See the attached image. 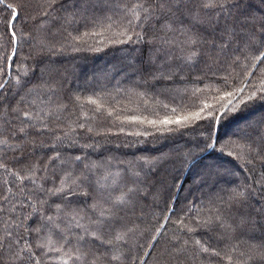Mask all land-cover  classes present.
Wrapping results in <instances>:
<instances>
[{"label": "snow or ice", "instance_id": "1", "mask_svg": "<svg viewBox=\"0 0 264 264\" xmlns=\"http://www.w3.org/2000/svg\"><path fill=\"white\" fill-rule=\"evenodd\" d=\"M118 45L148 48L129 64L154 83L183 81L203 62L201 75L222 69L223 84L164 87L180 101L157 103L154 118L126 114L103 87L65 94L60 57ZM257 101L264 0H0V264H264V118L219 133L225 116ZM133 125L155 130L126 133L143 143L176 134L190 147L114 169L80 142ZM182 170L226 194L177 213Z\"/></svg>", "mask_w": 264, "mask_h": 264}, {"label": "trees", "instance_id": "2", "mask_svg": "<svg viewBox=\"0 0 264 264\" xmlns=\"http://www.w3.org/2000/svg\"><path fill=\"white\" fill-rule=\"evenodd\" d=\"M99 37L89 40L92 43ZM104 50L101 52L83 51L80 53H72L69 51L64 56L60 57V64L58 65L65 94L80 93L82 95H88L93 90L103 87L108 92L116 96L119 101L115 106L117 108H123L126 110V114H130L129 110L135 109L136 114H142L154 118L151 112L156 107L157 103H168L170 106H175L172 101V97L176 96L175 92L170 91L167 95H161V90L164 87L171 89L183 90L188 88L192 90L194 88H206L211 85L213 88L221 87L223 81L217 82V77L222 76L223 70H218L216 75L212 73H206L201 75V70L204 68L203 62L185 69V79L180 81L177 77L176 83L170 82H152L146 74L137 73L132 70L129 62H132L133 66L137 65V61L144 63L148 57V48L144 46H103ZM137 49H142L138 51ZM134 53L133 55L126 53ZM122 54V57L118 58V54ZM200 77V79H197ZM148 81L145 83V81ZM255 83V81H251ZM231 83V81H230ZM243 82L238 80L236 82L237 87L241 86ZM134 89L135 92L144 94L141 98L137 99L135 96L131 99L125 95L124 90ZM119 90V94L118 91ZM245 87L244 91L247 92ZM215 95L214 92H209L208 103H212L211 97ZM176 101H180V97L176 96ZM226 102V101H225ZM233 100V104H235ZM161 113L163 112L160 109ZM261 118H264V102L257 101L251 103L247 108H241L237 112L229 113L221 121L219 133L223 138L226 134L235 131L238 127H243L247 122H256ZM147 128L149 132L155 130L151 127L144 126H125V134H119L111 136L108 139L104 137H94L87 140L80 138L81 143H90L94 147L87 149L92 159L103 160L107 158H114L112 160L114 169L127 167L128 161L135 162L137 157L140 156H158L160 153H183L190 147L191 137L185 135H167L161 136L156 133L155 136L147 138V143H143L144 137L129 136L126 133L143 131ZM100 131H106L107 125L101 127ZM111 131L116 132V128H112ZM11 156V153H9ZM124 163L121 164L120 162ZM179 165L177 164V167ZM183 171V175L177 176L178 183H183V188L178 191L175 201V207L177 213L180 209L187 208L190 204L193 207L200 206L204 202L207 206V200L209 197L216 195H225L228 185L221 184L220 187L225 191H218L216 187H207L204 185H198L196 181V170L192 172ZM163 209V205H161ZM176 216L173 215V220ZM173 225L170 223L169 227ZM215 239V237H214ZM243 244V241H242Z\"/></svg>", "mask_w": 264, "mask_h": 264}, {"label": "rangeland", "instance_id": "3", "mask_svg": "<svg viewBox=\"0 0 264 264\" xmlns=\"http://www.w3.org/2000/svg\"><path fill=\"white\" fill-rule=\"evenodd\" d=\"M123 54V53H122ZM122 54L120 53V55L118 54V58L117 59H119L120 57H122ZM128 54H134V53H131V52H128V53H126L125 55H128ZM120 56V57H119ZM135 56H137V54H135V55H133V57H135ZM136 58V57H135Z\"/></svg>", "mask_w": 264, "mask_h": 264}]
</instances>
